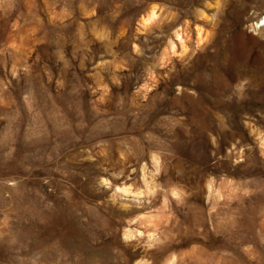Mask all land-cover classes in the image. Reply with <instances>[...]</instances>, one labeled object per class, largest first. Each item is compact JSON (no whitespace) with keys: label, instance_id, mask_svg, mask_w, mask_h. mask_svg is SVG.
Instances as JSON below:
<instances>
[{"label":"clouds","instance_id":"9594fccd","mask_svg":"<svg viewBox=\"0 0 264 264\" xmlns=\"http://www.w3.org/2000/svg\"><path fill=\"white\" fill-rule=\"evenodd\" d=\"M141 3L0 0V264H264V123L245 113L219 154L209 132L203 164L170 139L179 121L153 117L224 5ZM233 87L238 102L260 91Z\"/></svg>","mask_w":264,"mask_h":264},{"label":"rangeland","instance_id":"374dc122","mask_svg":"<svg viewBox=\"0 0 264 264\" xmlns=\"http://www.w3.org/2000/svg\"><path fill=\"white\" fill-rule=\"evenodd\" d=\"M94 2L99 3L98 11L103 14L114 2L120 0ZM163 2L190 8L194 5L203 7L205 0ZM210 2L214 3L215 0ZM221 2L224 9L219 16L218 27L211 44L187 65L177 64L176 71L170 74V78L161 82L159 87L161 95L154 101V118L166 115L170 120L179 121L170 137L175 142L177 151L189 161L203 164L208 163L209 152L212 151L209 132L217 137L220 144L217 150L219 154L236 136L244 137L242 120L245 113L264 123V40L253 35L246 27L253 19H258L249 15L250 11L264 14V11H261L264 10V0ZM123 3L125 15H135L144 7V3L137 6V0H123ZM257 31L264 32V28ZM47 51L50 53L51 49ZM65 51L70 54V44ZM77 55L79 56V53ZM49 63L55 72L59 65L55 63L54 56ZM133 71L134 75L130 74L125 80L126 88L132 86L134 79L141 77V65L137 63ZM80 75L83 77L84 73L81 72ZM245 77L251 78L253 83L259 82L260 91L253 92L249 89L247 94L250 98L238 102L233 86ZM176 85L181 86L179 92Z\"/></svg>","mask_w":264,"mask_h":264},{"label":"bare ground","instance_id":"6f19581e","mask_svg":"<svg viewBox=\"0 0 264 264\" xmlns=\"http://www.w3.org/2000/svg\"><path fill=\"white\" fill-rule=\"evenodd\" d=\"M252 37V36H251ZM238 41V40H237ZM241 42V41H240ZM238 43V42H237ZM240 44V43H239ZM237 45V44H236ZM241 45V44H240ZM239 47H241V46H239ZM240 50V48L238 49V51ZM241 55V54H240Z\"/></svg>","mask_w":264,"mask_h":264}]
</instances>
